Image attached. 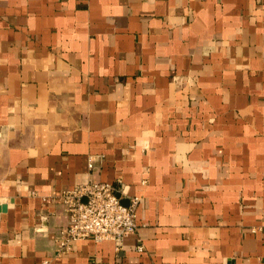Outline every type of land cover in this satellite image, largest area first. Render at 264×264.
I'll use <instances>...</instances> for the list:
<instances>
[{"label":"crops","instance_id":"1","mask_svg":"<svg viewBox=\"0 0 264 264\" xmlns=\"http://www.w3.org/2000/svg\"><path fill=\"white\" fill-rule=\"evenodd\" d=\"M91 181L137 229L59 256ZM0 206V264H264V0H0Z\"/></svg>","mask_w":264,"mask_h":264},{"label":"built area","instance_id":"2","mask_svg":"<svg viewBox=\"0 0 264 264\" xmlns=\"http://www.w3.org/2000/svg\"><path fill=\"white\" fill-rule=\"evenodd\" d=\"M122 193L121 181L115 185L91 181L62 192L60 200L65 206L68 223L61 232L57 255L66 254L76 241L91 238L97 243L112 241L119 245L123 238L133 234L137 229L139 199L133 197L128 204H124ZM142 250V246L137 247L138 252Z\"/></svg>","mask_w":264,"mask_h":264},{"label":"water","instance_id":"3","mask_svg":"<svg viewBox=\"0 0 264 264\" xmlns=\"http://www.w3.org/2000/svg\"><path fill=\"white\" fill-rule=\"evenodd\" d=\"M124 203V202H123ZM125 204V203H124ZM5 206H0V211H5Z\"/></svg>","mask_w":264,"mask_h":264}]
</instances>
